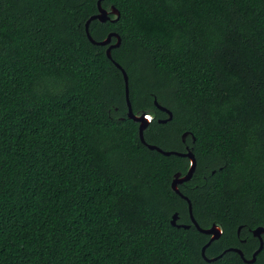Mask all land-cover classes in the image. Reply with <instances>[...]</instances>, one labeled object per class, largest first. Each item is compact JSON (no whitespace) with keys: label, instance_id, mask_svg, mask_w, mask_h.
I'll use <instances>...</instances> for the list:
<instances>
[{"label":"trees","instance_id":"1","mask_svg":"<svg viewBox=\"0 0 264 264\" xmlns=\"http://www.w3.org/2000/svg\"><path fill=\"white\" fill-rule=\"evenodd\" d=\"M102 6L119 19L89 30L120 35L112 60L86 34L98 0H0V264H248L227 250L251 259L264 227V0ZM113 61L146 143L193 150L179 190L221 227L217 261L172 189L190 160L141 142Z\"/></svg>","mask_w":264,"mask_h":264},{"label":"water","instance_id":"2","mask_svg":"<svg viewBox=\"0 0 264 264\" xmlns=\"http://www.w3.org/2000/svg\"><path fill=\"white\" fill-rule=\"evenodd\" d=\"M103 1L104 0H98V14H96V15H94V16L89 18V20L85 24V28H86V34H87V36H88V38H89V40L91 41L92 44L98 45V46H107L108 47L107 50H106V53H107L108 58H110L112 60V55H111L112 49L120 47L121 43H122V39H121L120 35L118 33L113 32V33H110L108 35V37L104 41L97 42L96 40L93 39V37L90 34V30H89V27H90V24L92 23V21L98 20L99 22L105 23V22L111 20V16H110L111 14L117 16L116 19H114L112 21L118 20L119 17H120V12L115 7H112V9L110 11L105 9V8H103V6H102V2ZM113 38L116 39V43H112ZM113 62L117 66V68L119 70H121L122 73H123L124 81H125L126 102H127V106H128L127 116H128V118H130L131 120H133V121H135L136 123L139 124V136H140L141 142L143 144H145L146 146H148L149 149L157 150L158 152H160L163 155H166V156L176 155V156L188 158L190 160V168H189L187 174L186 175H182L181 173H178V174H176L174 176V180L172 182V189L178 195H180L184 200L187 201V203L189 205V214H190V218H191L192 224L195 225V227L201 233L209 235L211 237L209 242L202 249L203 258L209 263L217 261L223 255H220L218 257L209 259V258L206 257V250L211 245L212 242L220 239V237L222 236L223 231H222L221 227L216 225V224H214L209 229H202L200 227V225L198 224V222L196 221L195 217H194L193 206H192L191 200L188 197H186L185 195H183L181 193V191L179 190V186L184 184V183H186V182H188V181H190L193 178L194 173L196 171L197 160H196V157H195V155L193 153V150L189 146H187L186 152H184V153H180V152H177V151H165V150H163L162 148H160L158 146L149 145L148 143H146V140H145V137H144V132L148 128V126L150 125V123L152 121V116L147 115V114L136 115L134 113L133 108H132V104H131V100H130L129 76H128L127 72L123 69V67L119 63H117L115 61H113ZM155 104L161 111H163L166 114H168V118L165 119V120H160V122L166 123V122L172 120L173 114H172V112L169 109L159 105L157 99L155 100ZM188 136H189V133H185L183 135V141L184 142H185V139ZM178 219H179L178 213H174V215L172 217V225L173 226H177ZM178 227H183L185 229H189L190 225H178ZM240 231H241V228H239L238 234H240ZM252 233H253V236L259 240L260 246L253 253L251 259H246L245 256H244V253H243V251L241 249L231 248V249L227 250V251H233V252L238 253L241 256V258L244 260V262L248 263V264L255 263L256 260H257L258 254L264 248V239H263L264 227H262V226L258 227L256 229H254L252 231Z\"/></svg>","mask_w":264,"mask_h":264},{"label":"flooded vegetation","instance_id":"3","mask_svg":"<svg viewBox=\"0 0 264 264\" xmlns=\"http://www.w3.org/2000/svg\"><path fill=\"white\" fill-rule=\"evenodd\" d=\"M186 149H187V146L185 147ZM251 231H253V230H251ZM253 234V233H252Z\"/></svg>","mask_w":264,"mask_h":264}]
</instances>
